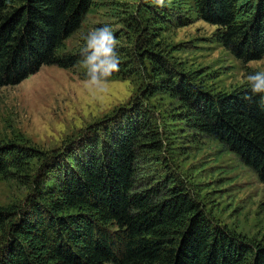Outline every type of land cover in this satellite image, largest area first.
<instances>
[{
  "label": "trees",
  "instance_id": "obj_1",
  "mask_svg": "<svg viewBox=\"0 0 264 264\" xmlns=\"http://www.w3.org/2000/svg\"><path fill=\"white\" fill-rule=\"evenodd\" d=\"M94 0H0V86L44 65L74 67L61 52ZM142 0L132 49L109 79L149 72L127 106L83 129L61 149L0 142V177L31 186L18 206H0V264H264V244L218 224L174 176L164 193L136 189L137 159L161 146L151 109L157 93L179 105L190 128L224 144L264 182V106L247 84L210 88L173 59L159 30L193 17L217 26L215 39L236 58L264 56V0ZM144 24V26H142ZM86 78V73L84 75ZM160 145V146H159Z\"/></svg>",
  "mask_w": 264,
  "mask_h": 264
},
{
  "label": "rangeland",
  "instance_id": "obj_2",
  "mask_svg": "<svg viewBox=\"0 0 264 264\" xmlns=\"http://www.w3.org/2000/svg\"><path fill=\"white\" fill-rule=\"evenodd\" d=\"M142 0H94L80 28L69 36L61 52L81 55L83 37L110 26L120 62L135 40L133 17ZM144 26V24H142ZM217 26L195 17L188 24L159 30L161 44L173 59L201 74L212 89L230 91L247 84V76L264 72V56L244 61L215 39ZM83 57L71 68L44 65L15 85L0 86V142H16L43 151L61 149L83 129L127 106L144 87L147 60L124 78L109 79L107 90L94 94L83 82ZM161 146H146L137 159L136 189L158 188L164 193L175 177L218 224L264 244V182L221 142L190 128L178 114L179 105L163 94L146 97ZM31 186L14 176L0 177V206H18ZM3 237L0 233V243ZM110 264V263H107Z\"/></svg>",
  "mask_w": 264,
  "mask_h": 264
},
{
  "label": "clouds",
  "instance_id": "obj_3",
  "mask_svg": "<svg viewBox=\"0 0 264 264\" xmlns=\"http://www.w3.org/2000/svg\"><path fill=\"white\" fill-rule=\"evenodd\" d=\"M160 7L166 6L165 0H153ZM84 46L81 48L83 67L86 69L84 87L97 94L107 90L109 77L119 70L120 57L117 51L118 41L110 26L96 28L83 37ZM250 95L244 97L252 101L260 97L264 106V72H256L247 76Z\"/></svg>",
  "mask_w": 264,
  "mask_h": 264
}]
</instances>
